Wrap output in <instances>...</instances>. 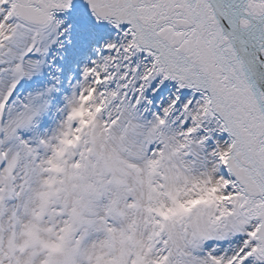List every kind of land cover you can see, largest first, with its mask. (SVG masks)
I'll use <instances>...</instances> for the list:
<instances>
[{
  "label": "snow or ice",
  "instance_id": "1",
  "mask_svg": "<svg viewBox=\"0 0 264 264\" xmlns=\"http://www.w3.org/2000/svg\"><path fill=\"white\" fill-rule=\"evenodd\" d=\"M0 264H264V0H0Z\"/></svg>",
  "mask_w": 264,
  "mask_h": 264
}]
</instances>
